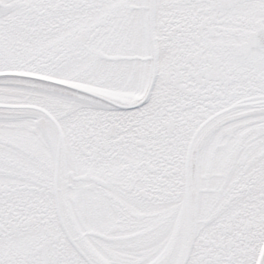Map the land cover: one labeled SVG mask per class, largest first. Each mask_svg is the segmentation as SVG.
<instances>
[{
  "label": "snow or ice",
  "instance_id": "6c2138e0",
  "mask_svg": "<svg viewBox=\"0 0 264 264\" xmlns=\"http://www.w3.org/2000/svg\"><path fill=\"white\" fill-rule=\"evenodd\" d=\"M0 264H264V0H0Z\"/></svg>",
  "mask_w": 264,
  "mask_h": 264
}]
</instances>
